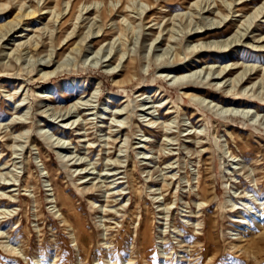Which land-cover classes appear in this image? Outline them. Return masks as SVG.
I'll use <instances>...</instances> for the list:
<instances>
[{"label":"rangeland","instance_id":"rangeland-1","mask_svg":"<svg viewBox=\"0 0 264 264\" xmlns=\"http://www.w3.org/2000/svg\"><path fill=\"white\" fill-rule=\"evenodd\" d=\"M263 45L264 0H0V264H264L230 211L264 198Z\"/></svg>","mask_w":264,"mask_h":264},{"label":"bare ground","instance_id":"bare-ground-1","mask_svg":"<svg viewBox=\"0 0 264 264\" xmlns=\"http://www.w3.org/2000/svg\"><path fill=\"white\" fill-rule=\"evenodd\" d=\"M263 8V7H262ZM261 8V10H263ZM113 10H114V8L112 9H110V11L113 13ZM260 10V11H261ZM87 11V10H86ZM240 11V10H239ZM241 11H242V9H241ZM260 13V12H259ZM258 17V16H257ZM207 32V31H206ZM200 33V32H199ZM198 34V33H197ZM262 39H263V37H262ZM264 46V45H263ZM134 59V58H133ZM51 61L52 60H50L49 62H47L48 63V65L51 63ZM130 61V60H129ZM133 62V61H132ZM238 63V62H237ZM128 64H126V66H127ZM129 68V67H128ZM129 71H130V68H129ZM55 71H53V72H46V75H50L51 73H54ZM257 72V71H256ZM48 77V76H47ZM179 78V77H178ZM193 96H195L196 97V95H193ZM144 146V145H143ZM147 146V145H146ZM146 148V147H145ZM174 175V177H175V174H173ZM197 181V180H196ZM200 189L201 190H203V187L202 186H200ZM242 193V192H241ZM247 193L248 192H246V195H247ZM198 194V193H197ZM244 194H245V192H244ZM195 195V194H194ZM254 195V194H253ZM248 196V195H247ZM252 196V195H251ZM250 196V197H251ZM252 198V197H251ZM250 199V198H249ZM245 200H247V199H245ZM204 203V202H203ZM258 204V205H260V206H263V210H264V198H259V197H255L254 196V198H253V201L251 202V201H244L243 203H241L240 205H238L237 203H233V204H231V207H230V211L232 212V215L231 216H233V221L235 222V223H237V224H241V225H243L245 228L247 227V228H249V227H252V220L256 223H258V221H260V217L263 215L262 213H260L258 210H256L255 208H256V204ZM161 205V204H160ZM247 213H248V215H250V217L251 218H248V216H247ZM206 218H207V216H206ZM232 218V217H231ZM252 219V220H251ZM209 223V222H208ZM236 224V225H237ZM184 225V224H183ZM192 225H193V230H194V232L196 231V233H197V235L195 236V238L196 239H202V237L201 236H203V235H205L206 233L208 234V238H204V241H202V242H204V243H206L207 245H208V247L211 245H213L212 243H216V237L214 238L213 236V233L214 232H212V230H210L209 228H207L206 226L208 225V224H204L203 222H193L192 223ZM238 225V226H239ZM184 227H186V225H184ZM209 227V226H208ZM187 228V227H186ZM250 229V228H249ZM191 231V230H190ZM236 234H238V233H233V235H236ZM243 236H237V237H233V239H238V238H242ZM202 242H200V244L202 243ZM199 244V245H200ZM202 245H203V243H202ZM214 246V245H213ZM209 249V248H208ZM208 251V250H207ZM204 253H205V251H204ZM206 256V255H205Z\"/></svg>","mask_w":264,"mask_h":264}]
</instances>
